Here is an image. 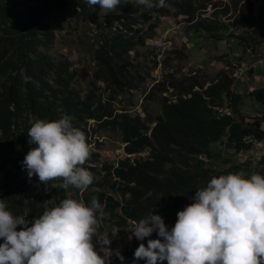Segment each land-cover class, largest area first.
<instances>
[{
    "label": "trees",
    "instance_id": "obj_1",
    "mask_svg": "<svg viewBox=\"0 0 264 264\" xmlns=\"http://www.w3.org/2000/svg\"><path fill=\"white\" fill-rule=\"evenodd\" d=\"M39 1L36 7H32L16 0H0V201L14 216L27 212L25 219L30 221L53 204H58L66 194V190L59 187L60 178L49 181L48 185L40 183L36 176L30 181L27 178L21 162L30 148L35 147L28 144L27 132L31 124L37 119L58 120L68 116L73 126L83 131L90 145L87 122L101 118L92 108L90 91L82 97L76 89L75 72L69 62L46 52L51 39L42 32L40 16L53 0ZM167 1L168 8L153 7L141 14L144 28L138 29L131 27L138 22L132 18L137 12L133 5L127 3L116 8L114 17L119 21L127 19L129 25L125 24L126 29L134 33L129 37L117 36L101 58L105 73L99 79L114 90L122 91L129 86L120 81L126 78L123 57L147 46V41L153 38L160 25L161 17H184L191 23L189 30L195 37L204 31L216 41H222L226 34L234 40L235 36L228 31L230 25L237 28V23L225 25L198 20L194 0ZM57 8L64 11L65 4L59 2ZM249 12L252 15L251 8ZM256 20L264 25V3ZM246 21L252 22L253 17L239 22ZM21 69L31 77L28 83L23 82ZM171 87L174 88V84ZM230 87L231 80L225 76L203 91L184 90L175 101L166 100L161 113L153 119H143L139 114L119 115V120L115 121L120 141L125 145L124 152L127 155L148 153L145 158L127 157L120 161L119 167L111 168L114 176L124 184L121 201L91 191L90 186L96 183L95 176L93 169L84 165L93 174V182L83 191L70 187L67 193L75 199H83L85 203L96 197L110 213L109 218L119 219L118 225H125L127 221L138 222L163 205L168 218L165 224L171 228L177 212L191 204L195 191L205 187L213 176L244 172L240 164L229 168L216 166L215 149L222 152L219 148L227 147L239 153L249 150L253 142L264 138L263 120L246 122L239 115L241 97L231 92ZM153 90L165 93L168 87L158 83ZM248 95L264 103V89L251 91ZM225 102L231 114L215 110ZM148 122L154 126H147ZM148 129L149 135L146 134ZM149 238L158 237L153 233Z\"/></svg>",
    "mask_w": 264,
    "mask_h": 264
},
{
    "label": "rangeland",
    "instance_id": "obj_2",
    "mask_svg": "<svg viewBox=\"0 0 264 264\" xmlns=\"http://www.w3.org/2000/svg\"><path fill=\"white\" fill-rule=\"evenodd\" d=\"M16 1L25 2L32 7L40 2ZM194 1L198 8L195 13L198 20H206L208 23L217 21L225 25L237 23V28L230 25L231 29L228 31V34L235 36L234 40L226 34L222 41H216L204 31L195 37L189 30L191 23L185 21L184 17H161L160 25L153 38L147 41V46L137 48L123 57L126 78L120 81L129 86L122 88V91L114 90L99 78L105 73L101 58L106 54L107 48L112 46L117 36L122 34L129 37L134 33L126 29L125 24L129 25L127 19L119 21L114 17L115 11L106 14L98 5L89 6L85 0H53L51 5L41 11L42 32L51 39L46 52L69 62L75 72L76 89L82 97L90 91L92 108L97 116H101L100 119L87 122L91 144L90 157L84 166L93 169L96 180L90 186L91 191L111 197L114 201H121L124 184L114 176L112 169L119 167L120 161L127 157L137 159L148 156L147 152L135 155L124 152L125 145L120 141L115 121L119 120L118 116L139 114L143 119H153L161 113L166 100L175 101L177 95L184 90L203 91L212 82L226 76L231 80V92L241 97L239 115L246 122L263 120L264 130V103H259L248 95L251 91L264 89V25L256 20L264 0ZM59 2L65 4L64 11L58 10ZM128 4L137 10L132 18L138 22L131 27L144 28L140 15L152 8L137 5L135 0H128ZM162 7L168 8L169 2L165 0ZM250 8L253 16L249 12ZM252 17V22H239ZM109 55L114 57L113 53ZM237 68H242V72L239 77L233 78ZM158 83L167 86L168 91L161 93L153 90ZM171 84H174V88ZM227 104L225 102L222 107H215V110L231 114ZM113 120L115 123H112ZM146 125L152 127L154 123L148 122ZM146 134H150V129ZM219 149L223 151L215 149L214 157L218 160L216 166L229 168L233 164H240L246 174L255 172L264 175V138L253 142L249 150L239 153L227 147ZM1 194L0 188V196ZM162 208L163 205L154 209L153 213L161 215L166 223L168 218ZM133 223L127 221L125 225H118V218H100L94 235L95 241L92 243L104 258L105 264H121L116 256L118 252L125 258L123 264H132L135 249L140 243L147 244L149 237L139 241L133 236L129 240ZM20 227L18 225L17 230ZM114 227L120 228L115 237L110 233ZM107 236L112 242L110 245H103L102 241ZM142 262L138 260L137 264H143Z\"/></svg>",
    "mask_w": 264,
    "mask_h": 264
},
{
    "label": "clouds",
    "instance_id": "obj_3",
    "mask_svg": "<svg viewBox=\"0 0 264 264\" xmlns=\"http://www.w3.org/2000/svg\"><path fill=\"white\" fill-rule=\"evenodd\" d=\"M112 13L128 0H85ZM147 9L164 6L165 0H135ZM24 83L31 77L20 70ZM35 147L21 162L29 181L33 176L44 185L57 178L66 190L58 204L31 222L27 212L13 215L0 201V264H105L92 243L100 218H109L96 197L85 203L67 190L83 191L93 174L83 165L90 157L86 136L68 116L58 120L37 119L27 132ZM192 203L177 212L174 226L153 211L134 222L129 240L143 241L135 249L132 264H264V175L242 171L213 176L197 189ZM21 226L17 230V226ZM120 228L114 227L115 237ZM107 236L102 243L110 245ZM121 264L125 258L116 255Z\"/></svg>",
    "mask_w": 264,
    "mask_h": 264
},
{
    "label": "bare ground",
    "instance_id": "obj_4",
    "mask_svg": "<svg viewBox=\"0 0 264 264\" xmlns=\"http://www.w3.org/2000/svg\"><path fill=\"white\" fill-rule=\"evenodd\" d=\"M232 61H233V59H232ZM234 64H235V62H234ZM239 66V65H238ZM241 67V66H240ZM234 69V68H233ZM241 72H242V68H237V71H235L234 72V74H233V78H235V77H239V75L241 74ZM244 73V72H243ZM243 76V75H242Z\"/></svg>",
    "mask_w": 264,
    "mask_h": 264
},
{
    "label": "water",
    "instance_id": "obj_5",
    "mask_svg": "<svg viewBox=\"0 0 264 264\" xmlns=\"http://www.w3.org/2000/svg\"><path fill=\"white\" fill-rule=\"evenodd\" d=\"M201 158H203V156H201Z\"/></svg>",
    "mask_w": 264,
    "mask_h": 264
}]
</instances>
